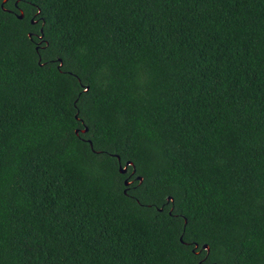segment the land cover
I'll list each match as a JSON object with an SVG mask.
<instances>
[{
  "label": "trees",
  "instance_id": "obj_1",
  "mask_svg": "<svg viewBox=\"0 0 264 264\" xmlns=\"http://www.w3.org/2000/svg\"><path fill=\"white\" fill-rule=\"evenodd\" d=\"M0 264H264V0H0Z\"/></svg>",
  "mask_w": 264,
  "mask_h": 264
},
{
  "label": "water",
  "instance_id": "obj_2",
  "mask_svg": "<svg viewBox=\"0 0 264 264\" xmlns=\"http://www.w3.org/2000/svg\"><path fill=\"white\" fill-rule=\"evenodd\" d=\"M6 1H7V0H3V3H5ZM18 17H19V18H22V17H23V13L21 12V13L18 15ZM85 131H87V127H85L84 129H82V132H85ZM76 132H77V130H76ZM90 144H91V142H90ZM117 158L120 159L119 156H117ZM129 165H132V162H131V161H126V163H125L124 165H121V164H120V165H119V171H120L121 173H125V172L127 171V167H128ZM134 171H135V168L133 169V172H134ZM140 179H142V178L140 177ZM124 184H125V185H128V184H129L128 179H125V180H124ZM168 199L170 200V197H169ZM203 247L206 248V249H209L207 244L203 245Z\"/></svg>",
  "mask_w": 264,
  "mask_h": 264
},
{
  "label": "flooded vegetation",
  "instance_id": "obj_3",
  "mask_svg": "<svg viewBox=\"0 0 264 264\" xmlns=\"http://www.w3.org/2000/svg\"><path fill=\"white\" fill-rule=\"evenodd\" d=\"M128 169V168H127Z\"/></svg>",
  "mask_w": 264,
  "mask_h": 264
}]
</instances>
